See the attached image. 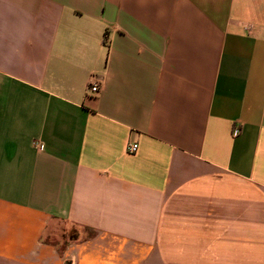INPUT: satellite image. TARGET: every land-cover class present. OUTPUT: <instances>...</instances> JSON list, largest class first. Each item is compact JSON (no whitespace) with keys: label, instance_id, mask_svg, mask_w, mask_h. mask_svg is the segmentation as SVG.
<instances>
[{"label":"crops","instance_id":"1","mask_svg":"<svg viewBox=\"0 0 264 264\" xmlns=\"http://www.w3.org/2000/svg\"><path fill=\"white\" fill-rule=\"evenodd\" d=\"M0 264H264V0H0Z\"/></svg>","mask_w":264,"mask_h":264},{"label":"rangeland","instance_id":"2","mask_svg":"<svg viewBox=\"0 0 264 264\" xmlns=\"http://www.w3.org/2000/svg\"><path fill=\"white\" fill-rule=\"evenodd\" d=\"M81 229V228H80ZM79 227L73 224L59 223L57 229L55 230L56 234L59 235V241L64 240V244L68 243V240L75 238L79 233ZM52 239H56L53 235Z\"/></svg>","mask_w":264,"mask_h":264},{"label":"built area","instance_id":"3","mask_svg":"<svg viewBox=\"0 0 264 264\" xmlns=\"http://www.w3.org/2000/svg\"><path fill=\"white\" fill-rule=\"evenodd\" d=\"M97 89H98V84H97L95 81H93V82L91 83V85H90V90H91L92 92H95V91H97ZM137 147H138V145H137L136 143L128 144V146H127V151H128L129 153L135 152V151L137 150Z\"/></svg>","mask_w":264,"mask_h":264}]
</instances>
